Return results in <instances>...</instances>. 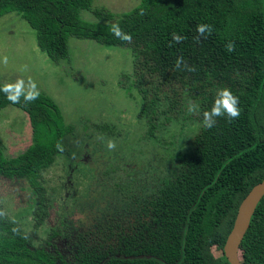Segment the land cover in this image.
Here are the masks:
<instances>
[{
	"label": "trees",
	"instance_id": "trees-1",
	"mask_svg": "<svg viewBox=\"0 0 264 264\" xmlns=\"http://www.w3.org/2000/svg\"><path fill=\"white\" fill-rule=\"evenodd\" d=\"M85 12L94 20L84 19ZM12 15L27 28L24 39L36 41L56 63H70V38L127 47L132 71L122 75L120 85L137 105L133 118L128 112L132 118L128 124L141 129L138 144L162 147L174 162L165 175L155 177L157 192L149 193L139 213L132 211L78 235L71 264H229L223 246L237 209L264 179V0H139L119 16L94 7L93 0H0V21ZM114 23L132 35V43L111 33ZM198 24L213 26L207 39L198 35ZM173 33L186 39L177 44ZM229 41L236 44L232 53L225 51ZM181 56L194 72L183 65L176 69ZM5 85L0 81V110L11 106L27 114L31 144L8 158L0 139V178L26 184L20 190L28 194L26 204L34 206L37 227L48 210L43 173L57 157L71 166L75 157L66 143L76 131L47 94L40 92L32 103H25L22 96L14 104L2 90ZM225 87L239 97L241 114L231 123L218 117L217 124L206 129L203 112L211 109L217 91ZM189 102L199 106L198 115L188 113ZM111 125L104 122L91 128L98 136L109 134L105 148L109 138L118 135ZM58 142L63 152L57 150ZM118 150H108L106 160ZM84 168L86 179L90 169ZM64 176L65 182L75 185L73 176ZM19 215L0 217V264H70L42 246L32 252V237L19 229ZM239 260L264 264V196L240 244Z\"/></svg>",
	"mask_w": 264,
	"mask_h": 264
},
{
	"label": "rangeland",
	"instance_id": "rangeland-1",
	"mask_svg": "<svg viewBox=\"0 0 264 264\" xmlns=\"http://www.w3.org/2000/svg\"><path fill=\"white\" fill-rule=\"evenodd\" d=\"M138 3L139 0H93L94 7L115 16L131 11ZM82 16L94 20L90 13ZM14 18L5 16L0 21V81L15 84L23 80L27 89L31 79L40 92L59 105L65 122L76 131L66 143L75 158L67 167L63 157H57L54 165L43 173L47 196L44 204L48 210L37 227L32 218L34 206L30 208L26 204L28 194L20 190L26 186L23 181L0 178V208L14 219L20 212L16 221L19 229L32 237L33 248L50 240L71 264V241L67 240L97 224H108L132 211L139 213L149 193L157 192L155 177L165 175L166 169L174 167V162L166 158L162 147L138 144L137 133L141 129L133 130V124H128L137 112V105L132 93L120 85V80L124 82L122 75L132 71V54L127 47H107L92 40L70 38L72 62L56 63L37 48L36 41L24 39L27 28ZM104 122L111 123L118 132L116 137L109 138L119 149L111 161L104 156L109 150L104 147L109 134L98 136L91 131L94 124ZM86 125L91 126L84 131ZM87 136H92L91 140ZM0 139L6 157L24 152L31 144L27 114L11 106L0 110ZM84 165L90 169L86 179ZM66 173L76 179L74 186L70 180L64 181ZM60 224L64 233L51 239L50 233L53 229L59 230Z\"/></svg>",
	"mask_w": 264,
	"mask_h": 264
},
{
	"label": "clouds",
	"instance_id": "clouds-1",
	"mask_svg": "<svg viewBox=\"0 0 264 264\" xmlns=\"http://www.w3.org/2000/svg\"><path fill=\"white\" fill-rule=\"evenodd\" d=\"M143 14V13H141ZM111 33L121 41L132 43L133 37L130 33H126L120 27L118 23L111 24L110 27ZM196 31L200 37H204L205 39L208 38L213 32V26L209 24H198ZM186 37H182L179 34L173 33L172 34V41L179 44L182 43ZM171 46V44H170ZM236 50V44L233 41H229L225 45V51L228 53H232ZM4 62L7 63V57L4 58ZM187 71L194 72L195 67H189L184 58L178 57L175 62L176 69L180 70L181 66ZM3 92L7 95V99L16 104L20 103L21 97L25 103H32L35 102L39 96L40 91L36 85V83L29 79L28 87L25 89V84L23 80H18L15 84H6L3 87ZM239 97L235 96L231 89L229 88H222L217 91L213 105L210 110L203 112V126L206 129H212L217 124L218 117H224L231 123L233 120L238 119L241 114V109L239 107ZM187 111L189 114H199V106L193 102H189ZM58 151L63 152L64 148L62 143L58 142L56 145ZM107 148L112 151L116 149V143L114 140L107 141ZM6 213L0 211V217L5 216ZM17 229H13V232H17ZM26 238V237H25Z\"/></svg>",
	"mask_w": 264,
	"mask_h": 264
},
{
	"label": "water",
	"instance_id": "water-1",
	"mask_svg": "<svg viewBox=\"0 0 264 264\" xmlns=\"http://www.w3.org/2000/svg\"><path fill=\"white\" fill-rule=\"evenodd\" d=\"M263 196L264 179L254 185L241 201L231 231L223 246V253L229 264H242L239 260L240 244L249 227L256 206Z\"/></svg>",
	"mask_w": 264,
	"mask_h": 264
},
{
	"label": "flooded vegetation",
	"instance_id": "flooded-vegetation-1",
	"mask_svg": "<svg viewBox=\"0 0 264 264\" xmlns=\"http://www.w3.org/2000/svg\"><path fill=\"white\" fill-rule=\"evenodd\" d=\"M103 224H104V222H103ZM62 225H63V224H60V226H59V230H56V229H53V230H52L53 232L50 233V235H49V237H50L51 239L57 237L59 234H63V233H64L63 230L60 228ZM97 225H99V224H97ZM97 225L93 228V230L99 228ZM62 227H63V226H62ZM90 230H91V229H90ZM90 230H85L84 232H77V234H75V236L71 237V240H67V241H71V242H70V245H69V246H70V247H69L70 252L73 250L74 242H75L76 240H78V235H80V234H85L86 232H88V231H90ZM27 236H28V235H27ZM30 243H31V240H30ZM43 243H44L43 245H39V246L36 247V248H39V247L42 246L43 248H46V249H45L46 251L51 252V253H53V254H58V255L61 256V258H62L64 261H66L65 258L62 256V254H60L59 251L57 250V248L53 245V242H51L50 240H47V241H45V242H43ZM31 245H32V243H31ZM30 249H31V251L33 252V249H35V248H33L32 246H30Z\"/></svg>",
	"mask_w": 264,
	"mask_h": 264
}]
</instances>
